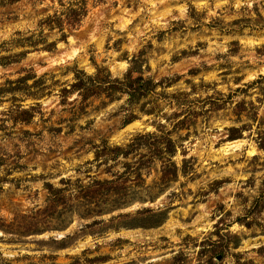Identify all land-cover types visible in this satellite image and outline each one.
I'll return each mask as SVG.
<instances>
[{"label": "rangeland", "instance_id": "1", "mask_svg": "<svg viewBox=\"0 0 264 264\" xmlns=\"http://www.w3.org/2000/svg\"><path fill=\"white\" fill-rule=\"evenodd\" d=\"M74 1L0 0V264H264V0Z\"/></svg>", "mask_w": 264, "mask_h": 264}, {"label": "trees", "instance_id": "2", "mask_svg": "<svg viewBox=\"0 0 264 264\" xmlns=\"http://www.w3.org/2000/svg\"><path fill=\"white\" fill-rule=\"evenodd\" d=\"M86 11V1L76 0L65 6L60 13L46 16L40 23L46 25L48 28L61 27L64 23L70 26H75L80 19L85 16ZM132 71V68L129 67L121 78H112L109 74H104L101 68H98L94 75H85L82 72H79L76 73L75 81L71 84L69 91H75L82 99H86L90 95L100 93L102 89L106 90L104 88V86H106L110 89L114 88L120 91H126L131 96L144 85L143 78L140 76L132 77ZM20 79L26 80L25 77ZM62 91L63 94L68 92L66 89H62ZM32 109L33 108L31 107L18 109L15 112V119L22 122H28L33 117ZM118 150L120 149H116L115 151ZM47 189L48 191L54 190L50 184H47Z\"/></svg>", "mask_w": 264, "mask_h": 264}]
</instances>
